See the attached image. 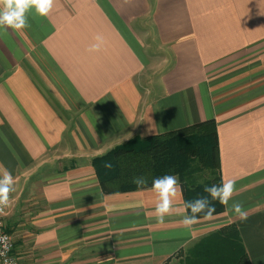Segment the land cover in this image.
<instances>
[{
  "label": "crops",
  "instance_id": "1",
  "mask_svg": "<svg viewBox=\"0 0 264 264\" xmlns=\"http://www.w3.org/2000/svg\"><path fill=\"white\" fill-rule=\"evenodd\" d=\"M0 27V176L17 264H164L233 223L264 264V0H56ZM99 52L88 51L95 36ZM213 120L232 202L190 227L152 187L104 192L92 159L134 137Z\"/></svg>",
  "mask_w": 264,
  "mask_h": 264
},
{
  "label": "trees",
  "instance_id": "2",
  "mask_svg": "<svg viewBox=\"0 0 264 264\" xmlns=\"http://www.w3.org/2000/svg\"><path fill=\"white\" fill-rule=\"evenodd\" d=\"M215 127V122L209 119L170 132L134 137L94 157V174L104 192L152 187L154 178L174 175L185 205L189 200L206 196V186L221 184ZM202 169H208L211 178L199 182L196 172ZM134 177H144L147 183L138 187L133 183ZM212 204L213 215L223 211L224 205L218 201ZM185 211L191 214L186 208ZM202 217L204 214H199L198 218ZM243 248L236 225L223 224L200 237L174 264H249Z\"/></svg>",
  "mask_w": 264,
  "mask_h": 264
},
{
  "label": "clouds",
  "instance_id": "3",
  "mask_svg": "<svg viewBox=\"0 0 264 264\" xmlns=\"http://www.w3.org/2000/svg\"><path fill=\"white\" fill-rule=\"evenodd\" d=\"M56 0H0V27L11 28L13 30H22L29 26L27 13L34 9L35 13L41 17H46L52 11ZM95 43L90 45L88 51H101L105 41L102 35L95 36ZM110 167V165H107ZM133 183L138 187L147 183L144 177H134ZM235 180L222 181L220 185H211L204 188L206 196H200L194 200H189L184 207L190 210L191 214H185L182 224L190 228L198 219L199 214L203 213L206 218H212L215 207L212 201H218L225 205L230 211L237 214L241 219H246V213L240 202H232L235 191ZM152 190L156 193L158 199L154 208V216L159 223H163L168 215H171L174 209L173 201L178 192V178L174 175H165L154 178L152 181ZM14 191V178L12 174L5 171L0 176V214L5 208L10 206V193ZM3 239V238H0Z\"/></svg>",
  "mask_w": 264,
  "mask_h": 264
},
{
  "label": "built area",
  "instance_id": "4",
  "mask_svg": "<svg viewBox=\"0 0 264 264\" xmlns=\"http://www.w3.org/2000/svg\"><path fill=\"white\" fill-rule=\"evenodd\" d=\"M6 214V208L2 214H0V264H17L16 256L13 253V240L4 229V216Z\"/></svg>",
  "mask_w": 264,
  "mask_h": 264
},
{
  "label": "rangeland",
  "instance_id": "5",
  "mask_svg": "<svg viewBox=\"0 0 264 264\" xmlns=\"http://www.w3.org/2000/svg\"><path fill=\"white\" fill-rule=\"evenodd\" d=\"M197 175V181L204 182L207 178H211L210 171L208 169H202L200 171L196 172ZM178 259H173L166 264H174L177 262Z\"/></svg>",
  "mask_w": 264,
  "mask_h": 264
}]
</instances>
